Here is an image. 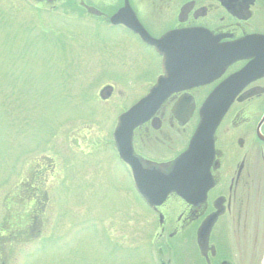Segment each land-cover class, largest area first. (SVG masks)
Here are the masks:
<instances>
[{"label":"rangeland","instance_id":"1","mask_svg":"<svg viewBox=\"0 0 264 264\" xmlns=\"http://www.w3.org/2000/svg\"><path fill=\"white\" fill-rule=\"evenodd\" d=\"M81 2L104 17L121 6L119 0H0V229L8 239L15 235L5 239L0 264H152L153 250L160 261L181 264L186 243L163 234L111 137L116 115L156 79L159 59L125 29L86 16ZM105 86L115 88L108 102L99 98ZM198 122L195 111L187 126L174 122L164 134L135 138V149L155 163L174 159ZM32 188L36 219L21 230ZM174 201L164 204L165 228L178 217ZM257 201L247 244L238 247L230 233L229 250L222 248L229 264H264V185ZM186 247L193 252L191 241Z\"/></svg>","mask_w":264,"mask_h":264},{"label":"flooded vegetation","instance_id":"2","mask_svg":"<svg viewBox=\"0 0 264 264\" xmlns=\"http://www.w3.org/2000/svg\"><path fill=\"white\" fill-rule=\"evenodd\" d=\"M119 1L122 3L120 8L129 2L140 24L156 39L172 31L202 30L211 34L208 46L211 43L217 47L241 43L240 50L246 56L230 65L219 79L171 95L154 119L136 131L134 142L135 138L144 141L151 132L164 134L167 124L170 130L175 129L174 122L176 126H187L190 121L181 122L184 114H178L179 118L174 116V105L183 99H190L197 111L198 105L223 81L246 69L252 62L264 59V0ZM129 34L137 39L132 33ZM211 50L215 52L213 48ZM112 97L113 94L105 102ZM215 147L216 156L211 169L212 189L205 199L201 198L195 205L173 196L179 204L178 217L174 225L162 226L163 234L171 240L181 237L182 242L186 243L181 247V264H191L188 258L191 254L205 264H229L222 259V248H230L229 234H234L238 247L242 240L247 244L250 238V218L258 206L256 202L261 200L257 201V198L264 185V76L252 81L237 94L216 133ZM135 154L149 168L156 167L154 164L167 166L173 160L162 159L164 163H155L143 158L136 149ZM155 212L160 215L164 209L161 207ZM190 241L194 245L193 252L186 247Z\"/></svg>","mask_w":264,"mask_h":264},{"label":"water","instance_id":"3","mask_svg":"<svg viewBox=\"0 0 264 264\" xmlns=\"http://www.w3.org/2000/svg\"><path fill=\"white\" fill-rule=\"evenodd\" d=\"M36 1L41 2L43 0ZM127 9L128 7L112 19L113 24H118L122 21L121 23L139 29L136 21L126 15ZM128 18L130 20L126 21ZM145 38L158 46H161L164 41L152 42L149 37L145 36ZM254 72L257 71L253 68L249 69L240 77L243 78L242 81L235 82V80H238L235 77V80H230L216 91L214 97L210 99L203 109L202 114L204 117H202V123L190 144L188 152L175 162L169 174H164L156 169L148 170L143 167L139 160L133 156L132 136L134 130L150 118L151 114L162 105L166 96L170 95L169 93L173 92L174 89L170 88L166 92L167 94H162L167 89L165 81H162L155 89L153 95L121 118L115 134L119 152L122 157L133 165L137 174L139 189L151 203L161 204L169 193H176L190 201L194 199H190V197L195 196L201 188L205 189L203 194H206V191L211 187L210 167L214 154V134L233 102L235 89L243 85L241 82L251 78ZM159 96L161 98L160 101L157 100Z\"/></svg>","mask_w":264,"mask_h":264},{"label":"trees","instance_id":"4","mask_svg":"<svg viewBox=\"0 0 264 264\" xmlns=\"http://www.w3.org/2000/svg\"><path fill=\"white\" fill-rule=\"evenodd\" d=\"M31 213L30 212H28L27 214H26V217H25V223H26V225H28V227L30 226V224L33 222V216H32V218H31V221H30V217H31ZM29 221H30V224H29Z\"/></svg>","mask_w":264,"mask_h":264}]
</instances>
